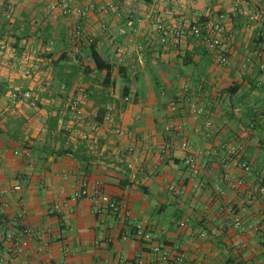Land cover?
<instances>
[{
	"label": "crops",
	"instance_id": "0c3cea01",
	"mask_svg": "<svg viewBox=\"0 0 264 264\" xmlns=\"http://www.w3.org/2000/svg\"><path fill=\"white\" fill-rule=\"evenodd\" d=\"M61 1L0 0V44L29 54L26 64L0 54V264H148L158 243L182 264H264V0H110L109 13L102 0H71L84 16L51 12ZM195 19L222 25L221 49L189 34L173 42ZM236 149L250 173L222 166L220 153ZM191 154L208 161L197 174ZM96 191L128 218L90 201ZM21 211L35 235L17 256L8 236ZM136 224L150 244L130 236Z\"/></svg>",
	"mask_w": 264,
	"mask_h": 264
},
{
	"label": "built area",
	"instance_id": "2783aa9c",
	"mask_svg": "<svg viewBox=\"0 0 264 264\" xmlns=\"http://www.w3.org/2000/svg\"><path fill=\"white\" fill-rule=\"evenodd\" d=\"M102 4L103 5L101 7V11L103 13L114 12L116 9L115 5L110 0H102ZM49 9L51 10V12L58 10L59 15L61 16H67L69 14H75L77 16H84L86 14L85 9L74 8L71 5V0H62L60 3H51L49 5ZM260 15L262 16V18H264V11H262ZM156 27H157V30L163 35L162 42L163 43L166 42V37L168 36L169 33L161 24H157ZM222 31H223V28L219 22H210V21H202L200 19H195L193 22H191L187 26L180 25L170 32H171L172 40L174 43H177L183 35L189 34L190 36L201 40V42L209 48H220L221 49ZM81 34H82V29L80 25H75L74 28L72 29L71 40L74 43L76 51H78L79 49L77 43L80 39ZM259 46H261V43L259 44ZM0 54H4L6 56L10 55L14 59L19 60L23 64L28 63V60H29L28 53L26 54L23 53L21 54V56L17 57L15 55L14 50L9 48L5 44H0ZM219 62L221 64H226L227 62L225 53L223 51H221L220 53ZM12 66L14 67V69L18 68L16 66V63H13ZM18 72L23 76L28 75L27 68L25 69L18 68ZM30 97L31 95L29 92H23V93L13 92L10 95V99L12 101H16L19 99H29ZM190 108L194 115H199L202 113V110L197 108L194 104H191ZM105 120L109 122H112L113 120L110 109H108L105 114ZM210 126H211V123L209 120H207L205 123V127L207 129H210ZM115 134L119 135L121 134V132L119 130H115ZM161 148L163 149V147ZM129 151H132V149H130ZM212 153L218 154V151L213 150ZM22 154L25 157L29 156V152L27 150H23ZM220 159H221V164L223 167H227L228 165H234L238 167L239 169H241L243 172L250 173V165L241 159L240 149L228 150L227 152H222L220 153ZM185 165L193 174H197L200 169H204L208 166V161L199 155L191 154L186 157ZM223 180H225L230 186V188L232 189H235L242 184L241 180L239 179L235 180L228 176H224ZM213 188L217 196H221L223 194V190L220 187V182H216ZM13 189L15 191H18L21 189V186L19 184L15 185ZM96 193H97L96 195L98 196V198L95 200L93 197H90V201L94 203L96 202L98 204L103 203L105 204V209L108 212L112 214H119L121 212L123 213V216L125 219L128 218L129 214H128V211L126 210V205L124 204L123 201L111 199L104 193H101L100 191H96ZM85 195H87V189L85 185H82L81 189L77 193L74 194L73 199L75 200ZM60 211H61L60 205L54 204L48 210V213L50 215H53V214H59ZM16 225L20 229V234L17 236L16 233L10 232L8 239L12 244L15 255L21 256L24 253L25 249L27 248L31 238L35 234L27 226L25 214L22 211L18 215ZM234 225L237 227H240V222L236 220ZM130 236H134L140 239L145 246L151 243L150 234L145 232L142 225L140 224H136L132 226ZM126 238H127L126 235L122 236L123 240H125ZM149 248H150L151 253L155 256V258L152 261H150L148 264H182L184 260V256L182 254L170 252L169 249L163 244H160V243L151 244Z\"/></svg>",
	"mask_w": 264,
	"mask_h": 264
},
{
	"label": "trees",
	"instance_id": "16d2710c",
	"mask_svg": "<svg viewBox=\"0 0 264 264\" xmlns=\"http://www.w3.org/2000/svg\"><path fill=\"white\" fill-rule=\"evenodd\" d=\"M90 48H91V58L92 61L96 67V69L98 70H105L106 73H109L110 70V66L109 64H106L105 62L102 61V59L99 57V55L95 52L93 44H90ZM103 113V111H102Z\"/></svg>",
	"mask_w": 264,
	"mask_h": 264
}]
</instances>
